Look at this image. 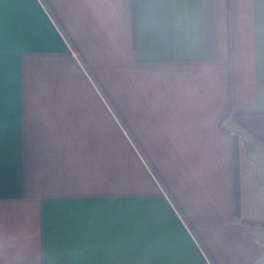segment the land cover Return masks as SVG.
Wrapping results in <instances>:
<instances>
[{"label": "crops", "instance_id": "1", "mask_svg": "<svg viewBox=\"0 0 264 264\" xmlns=\"http://www.w3.org/2000/svg\"><path fill=\"white\" fill-rule=\"evenodd\" d=\"M0 264H264V0H0Z\"/></svg>", "mask_w": 264, "mask_h": 264}, {"label": "trees", "instance_id": "2", "mask_svg": "<svg viewBox=\"0 0 264 264\" xmlns=\"http://www.w3.org/2000/svg\"><path fill=\"white\" fill-rule=\"evenodd\" d=\"M236 207H237V212L239 213V184L236 178Z\"/></svg>", "mask_w": 264, "mask_h": 264}]
</instances>
